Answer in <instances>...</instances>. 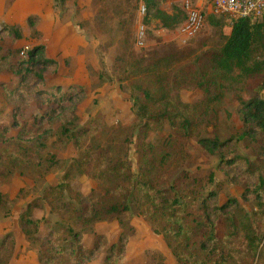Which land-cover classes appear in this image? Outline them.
Segmentation results:
<instances>
[{"label":"trees","instance_id":"trees-1","mask_svg":"<svg viewBox=\"0 0 264 264\" xmlns=\"http://www.w3.org/2000/svg\"><path fill=\"white\" fill-rule=\"evenodd\" d=\"M67 1L55 0V7L58 3L65 7ZM162 4L163 0H145L143 23L157 21L162 29L179 31L188 17L184 2L183 9L175 5L171 13ZM203 13L204 25L220 31L219 42L205 52L175 51L152 58L129 52L118 59V81L128 86L134 118L110 127L95 121L78 125L84 89L47 87L57 60L47 58L42 45L23 52L9 49L23 38L22 28L1 25L6 40L0 42V71L10 81L0 82L5 102L0 109V189L17 175L39 186L57 170L55 166L60 169L62 161L48 150V136L55 138L59 150L72 145L77 151L59 183L45 186L19 215V227L29 246L37 248L40 264H92L105 250V264H117L134 233L127 215L142 217L163 236L175 264H264V13L260 18ZM227 21L228 35L223 32ZM27 23L40 38L39 18L29 17ZM194 89L201 92V99L184 102L180 93ZM231 91L248 97L237 95L239 130L220 119ZM28 106L38 113L27 116ZM152 132L159 135L158 141L150 139ZM136 135L139 168L134 172L130 152ZM192 138L225 177L217 180L215 171L210 173L208 183L216 191H205L207 183L203 187L201 180L191 182L190 171L178 170L191 157L184 142ZM242 142L253 147L255 159L240 152ZM169 168L195 186L179 190L178 181L184 179L176 175L166 184L163 174ZM83 177L96 183L88 194L73 186ZM224 184L242 186V199L250 208L236 198L221 203L219 189ZM45 210L48 217L35 219L36 211ZM9 212L0 191V213ZM49 216H56V221L49 222ZM112 222L124 232L118 243L109 245L95 227ZM87 234L94 235L91 247L84 244ZM15 241L8 233L1 248L12 244V254ZM146 254L152 264H166L162 252Z\"/></svg>","mask_w":264,"mask_h":264},{"label":"rangeland","instance_id":"rangeland-1","mask_svg":"<svg viewBox=\"0 0 264 264\" xmlns=\"http://www.w3.org/2000/svg\"><path fill=\"white\" fill-rule=\"evenodd\" d=\"M185 1L193 2L195 6L199 5L207 13L210 11V0H163L162 8L171 13L175 5L183 9ZM7 2L9 0H2V5L5 6ZM77 2L74 6V0H69L65 7L60 3L55 7L59 19L63 18V24L62 19L59 20L61 22L58 31L66 38L69 37L64 42L58 43V41L49 40L47 46L45 45V32L48 36L51 35L48 30L49 25L46 23L43 29H37L41 33L40 38H37L28 26H24L20 29L23 38L12 42L9 49L20 50L22 48L23 52L38 45L46 47L47 58L58 62L57 70L49 72L51 74L47 76L46 86L51 88L60 85L64 89L74 86L85 91V99L77 110L80 119L77 124L81 127L92 124L94 121L96 125L97 122H100L110 127L117 123L128 124L133 120L132 100L128 86L118 81V73H120V69L117 67L118 59L122 55L135 52L145 58H152L175 51L201 54L219 42V29L211 27L207 22L194 38L189 39L180 36L178 30L162 29L157 21L145 25L143 23L144 15L140 12L141 6H145V0H77ZM226 24L223 32L228 35L231 32L230 22L227 21ZM1 25L0 42L6 40V35L3 33L4 28ZM15 25L19 24L13 21L9 26ZM142 26L145 28L143 36L141 35ZM9 44L11 45V43ZM9 81L6 72L0 71V82ZM237 90L240 91L239 88ZM237 95L248 98L243 91L229 92L221 108L220 119L232 123L233 127L239 130L242 124L236 115L237 99L239 98ZM180 96L186 103H195L201 99L202 94L199 90L194 89L182 91ZM262 97L264 98V92ZM3 103L5 102L0 95V109ZM6 112L9 113L10 110L6 109ZM25 113L27 116H32L38 111L34 106H28ZM149 137L155 142L159 139V135L155 132H152ZM47 138L49 152L62 161L60 169L55 166L57 170L47 177L44 184H39V186L34 184L29 177L17 175L10 185L0 189L5 196V206L10 210L8 216H5V213H0V264L5 262L6 264H40L37 248L30 247L25 237L20 235L22 231L19 227V215L25 210L28 202L41 195L45 186L59 183L63 172L68 168L71 160L77 156V151L72 145L62 151L54 145L55 138L49 136ZM184 144L191 157L188 162H183L178 170L190 171L192 179L194 178L191 182L201 180L203 187L204 183H207L205 191H216V187L208 183L210 182V173L215 171L217 180L225 179L222 173L216 171V161L202 152L193 138L185 141ZM245 145V142L240 144V152L255 159L253 147L251 146L249 149ZM136 150L137 135L130 152L134 172H137L139 168ZM45 167L44 164L42 170ZM178 170L169 168L163 174L165 179H168L165 181L166 184L171 183L169 178L174 175L181 177ZM181 179L184 178L181 177ZM191 182L188 184L185 179L179 180L177 187L179 190L191 189L195 186ZM73 186L83 194H88L96 188V183L88 177H83L77 180ZM219 190L221 191V203H225L228 198H236L247 210L250 208V204L242 199L244 193L242 186L224 184ZM262 193L264 195V192ZM28 195L31 196L26 198ZM34 217L38 220L44 219L48 217V210L36 211ZM127 218L134 227V233L129 240L124 259L117 264H152L150 259L148 260L147 251H163L166 253H163L164 256L166 255L165 263L175 264L176 260L172 256L173 254L171 255V250L167 247L162 235L156 234L142 217L127 215ZM48 221L54 223L56 216H49ZM221 226L219 224L218 232L221 231ZM95 232L103 236L104 243L111 245L118 243L119 237L124 231L117 222H112L97 225ZM8 233H13L16 240L12 254L10 253L12 244L8 243L5 249L1 248L2 239ZM42 233H45L44 227ZM93 241L94 235L87 234L84 238V244L87 247H91ZM105 251L92 264H105Z\"/></svg>","mask_w":264,"mask_h":264},{"label":"crops","instance_id":"crops-1","mask_svg":"<svg viewBox=\"0 0 264 264\" xmlns=\"http://www.w3.org/2000/svg\"><path fill=\"white\" fill-rule=\"evenodd\" d=\"M5 4L6 5L3 6L2 0H0V24L10 25V23L16 21V24L19 25L15 26L23 28L24 26H28L27 21L29 17H37L39 18L38 29H43L44 24L46 23L49 25L48 30L51 35L48 36L47 32H45L46 46L47 41L49 40L62 43L69 38H66L61 32L58 31L60 28L59 24L61 22L59 20L62 19L63 24V18L60 17L59 19V16L55 10V0H9V2ZM14 234L16 235V232H14ZM20 235L22 237L24 236L23 233H20ZM162 253L166 254L163 251ZM170 253L172 255V252Z\"/></svg>","mask_w":264,"mask_h":264},{"label":"built area","instance_id":"built-area-1","mask_svg":"<svg viewBox=\"0 0 264 264\" xmlns=\"http://www.w3.org/2000/svg\"><path fill=\"white\" fill-rule=\"evenodd\" d=\"M187 11V21L179 30L180 36L187 39L194 38L204 27V13L199 5L193 6L190 1L184 2ZM210 12L216 15H226L231 18L257 17L260 18L264 13V0H213ZM142 15L146 13V7L140 8ZM145 31L141 27V35Z\"/></svg>","mask_w":264,"mask_h":264}]
</instances>
